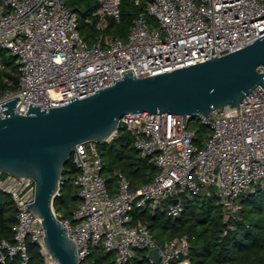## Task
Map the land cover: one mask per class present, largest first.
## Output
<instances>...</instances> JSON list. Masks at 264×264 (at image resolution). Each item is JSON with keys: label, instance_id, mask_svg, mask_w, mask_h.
I'll use <instances>...</instances> for the list:
<instances>
[{"label": "built area", "instance_id": "1", "mask_svg": "<svg viewBox=\"0 0 264 264\" xmlns=\"http://www.w3.org/2000/svg\"><path fill=\"white\" fill-rule=\"evenodd\" d=\"M95 1L98 34L89 44L80 30L81 14L66 0H0V47L16 56L20 76L18 89L0 96L3 117L7 107L1 104L17 96L21 114L30 103L48 110L112 86L122 70L133 67L145 78L206 61L213 46L223 56L264 36V0H147L126 36L106 34L113 22H122L124 0ZM121 127L136 137L141 157L153 161L158 174L134 188L117 170L112 184L100 143L78 144L82 162L76 153L72 159L80 202L70 219L57 213L78 244L80 264H96L94 249L115 255L118 264L130 263L141 250L153 264H191L189 235L159 243L151 227L137 221L136 210L178 218L186 198L217 196L228 221H237L242 196L264 191L262 85L239 106L188 116L187 126L180 115L145 111L125 114ZM0 191L17 210L13 240L0 241V264H30L29 243L40 247L44 264H60L46 247L41 219L25 206L35 201V179L0 168ZM154 248L159 262L149 256Z\"/></svg>", "mask_w": 264, "mask_h": 264}, {"label": "water", "instance_id": "2", "mask_svg": "<svg viewBox=\"0 0 264 264\" xmlns=\"http://www.w3.org/2000/svg\"><path fill=\"white\" fill-rule=\"evenodd\" d=\"M211 48L206 61L145 78L133 67L122 70L123 77H114L112 86L48 110L30 103L27 114H21L20 96L1 104L7 108L5 117L0 114V168L35 179V201L25 206L41 219L55 261L80 264L78 244L55 208L66 165L74 153L82 162L79 143H107L128 113H172L182 116L187 126L188 116L239 106L254 89L264 87V36L223 56ZM149 256L161 259L158 248Z\"/></svg>", "mask_w": 264, "mask_h": 264}, {"label": "trees", "instance_id": "3", "mask_svg": "<svg viewBox=\"0 0 264 264\" xmlns=\"http://www.w3.org/2000/svg\"><path fill=\"white\" fill-rule=\"evenodd\" d=\"M147 0L137 6L135 0L122 3L123 19L115 32L126 36L132 19L145 11ZM68 7L81 14L80 30L84 38L93 44L98 30L93 13L98 3L84 0H66ZM91 18L92 22L87 19ZM110 27V28H111ZM95 31H92L94 30ZM91 31V32H90ZM19 70L14 55L0 56V96L9 90H17ZM204 131V130H203ZM135 136L125 128H119V135L107 143H100L105 162V175L110 183H115L117 170L124 172L134 188L154 180L158 174L155 163L142 158L135 146ZM78 168L71 159L66 165L60 196L55 200V208L63 218H72L80 202L78 195ZM243 211L237 221H226L222 204L217 196L186 198L185 212L178 218L166 213L150 210H136L137 221L147 223L159 243L189 235L192 238L191 264H264V191H256L242 196ZM17 220L16 205L12 197L0 191V241L13 240V226ZM228 233L225 234V230ZM30 264H44V258L37 244L29 243ZM92 258L96 264H118L113 254L102 249H94ZM128 264H153L146 250L138 252Z\"/></svg>", "mask_w": 264, "mask_h": 264}, {"label": "rangeland", "instance_id": "4", "mask_svg": "<svg viewBox=\"0 0 264 264\" xmlns=\"http://www.w3.org/2000/svg\"><path fill=\"white\" fill-rule=\"evenodd\" d=\"M88 2H95V0H84V4H86V3H88ZM117 24V23H116ZM131 25V24H130ZM130 25H129V27H130ZM129 27L127 28L128 30H129ZM116 26H112L110 29H109V31L108 32H106V34H108V35H110V36H114V35H116L117 34V32H115V30H116ZM127 30V31H128ZM92 31H95V29L94 30H92ZM91 32V31H90ZM3 53H5L7 56H12L13 54H12V52H10V51H8V50H5V49H3V48H1L0 47V56L3 54ZM225 220L226 221H228V218L225 216Z\"/></svg>", "mask_w": 264, "mask_h": 264}]
</instances>
